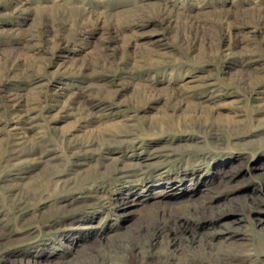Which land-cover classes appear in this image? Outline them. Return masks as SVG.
<instances>
[{"label":"rangeland","instance_id":"374dc122","mask_svg":"<svg viewBox=\"0 0 264 264\" xmlns=\"http://www.w3.org/2000/svg\"><path fill=\"white\" fill-rule=\"evenodd\" d=\"M0 264H264V0H0Z\"/></svg>","mask_w":264,"mask_h":264}]
</instances>
